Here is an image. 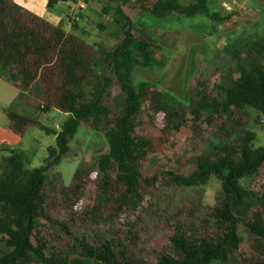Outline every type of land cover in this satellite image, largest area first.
<instances>
[{
  "label": "trees",
  "instance_id": "obj_1",
  "mask_svg": "<svg viewBox=\"0 0 264 264\" xmlns=\"http://www.w3.org/2000/svg\"><path fill=\"white\" fill-rule=\"evenodd\" d=\"M47 1L53 7L66 0ZM119 1L121 35L110 46L0 0V70L23 91L38 87L40 110L55 107L67 115L60 130L40 124L56 139L44 164L29 169L15 152L2 159L0 264H71L73 257L96 264H264V146L255 147L256 132L247 127V108L264 116V36L224 46L200 66L180 99L146 80L134 82L137 66L163 67L166 59L158 57L162 47L151 35L134 32L122 7L129 0ZM134 1L160 19L205 16L211 32L226 19L211 11L209 0ZM5 111L21 132L35 123ZM160 113L165 125L154 143L145 126ZM189 122L181 148L169 146ZM83 123L109 144L96 160L103 198L85 209L79 203L86 168L69 186L58 177L47 180ZM214 178L221 192L213 203L173 218L152 201L137 212L139 190L153 195L162 186H203ZM160 226L168 232L156 248ZM242 226L250 236L244 252Z\"/></svg>",
  "mask_w": 264,
  "mask_h": 264
},
{
  "label": "rangeland",
  "instance_id": "obj_2",
  "mask_svg": "<svg viewBox=\"0 0 264 264\" xmlns=\"http://www.w3.org/2000/svg\"><path fill=\"white\" fill-rule=\"evenodd\" d=\"M90 1L91 0H89V2ZM188 1L189 0H181L182 3H189ZM105 5H107L105 1H93V7L100 9L101 6L103 7ZM126 8L128 12H131L129 6ZM150 16L155 21L163 20L153 17L152 15ZM81 18L82 19L78 22L81 23L84 21L83 19H85V31L79 32L78 35L89 43L97 41L98 43H104L111 46L120 40L121 34L120 32H117L116 29H110L107 31L105 29L97 28L93 24V20H99L98 17L93 16L92 20L86 19V15L83 12L81 13ZM182 20L189 22L191 21V18L182 17ZM71 30H74L73 25L71 26ZM161 47L162 53L158 54V57L163 56L166 59L165 66L161 67L155 65L154 67H137L134 72V82L137 83L138 81L146 80L149 83L156 85L162 91L169 92L176 95L178 98L183 99L185 97V85L192 83L200 66L202 64H205V66L208 65L206 62L213 58L224 46H219V50L213 51L210 57L197 60V67L195 69L194 61L197 59L196 56H193L191 60L184 59L183 65L179 68L177 66V61L172 60L171 46ZM217 64H221L220 60L217 61ZM210 68L212 67H207L209 71H211ZM174 78L177 80L176 88L173 87ZM30 95L33 98V109L30 107L22 108L19 105L20 102L15 104L19 112L21 111V113L35 118V123L30 126L29 133L31 148L24 152L23 155L25 166L29 169L44 164L48 156L47 147L56 144L55 135L53 133H47L45 130L41 129L40 124L60 130L63 121L67 117L66 113L55 107L49 112H43L39 109V104L44 102L41 99V93L38 87H34L30 92ZM117 107L118 109H121L122 97L117 99ZM247 110L249 111L247 127L256 132L254 145L255 147L264 146V116L259 114L254 108H247ZM145 118L149 120L148 114H145ZM192 124V122H189L180 132H176L175 135L170 136L171 142H169V146L180 149L189 132V127L192 126ZM164 125L165 118L164 115L160 113L156 116L154 123H148L145 126L148 136L153 139L154 143L158 142V136L161 135V128ZM108 148V139L103 132L95 131L84 123L81 124L73 139L70 141V152L64 155L60 163L48 173L47 180L52 182L58 177L65 185L69 186L72 184L77 171L86 168L88 172L83 180V192L81 194L82 199L79 203V208H89L96 200H101L103 198V195L96 189V160L101 153L108 151ZM153 163H157L155 157L153 158ZM220 192V181L215 178L212 179L209 184L203 186H162L153 195L139 190L138 197L141 203L140 206H137V212H140L142 206H148L149 202L152 201L159 206L160 209L165 210L168 216L173 218L187 209H198L206 203L215 202L216 197ZM132 219L134 220L135 216H133ZM159 231L160 233L154 243L156 248H159L165 241L168 232L162 226L159 227ZM240 232L243 238L240 251L244 252L249 250L250 236L243 226L240 227Z\"/></svg>",
  "mask_w": 264,
  "mask_h": 264
},
{
  "label": "crops",
  "instance_id": "obj_3",
  "mask_svg": "<svg viewBox=\"0 0 264 264\" xmlns=\"http://www.w3.org/2000/svg\"><path fill=\"white\" fill-rule=\"evenodd\" d=\"M14 1L52 23L62 22L67 31H72L76 34L85 31V19L81 23L78 22L82 19L81 13L83 12L86 15V19L92 20L93 16L99 18L97 21L93 20V24L97 28L107 31L116 29L121 34V25L118 21L121 16L117 14V8L120 4L119 0H101L105 1L107 5L101 6L100 9L93 7V1L97 2L100 0H91L90 2L86 0V7L84 8L79 7L80 0L60 1L53 7L48 5L47 0ZM191 1L189 0L188 2ZM208 5L211 11L218 12L221 17H226V19L227 17H232V22L227 24L224 23L225 20L220 21L216 24V29L211 32L213 23L205 16L192 17L189 22L183 21L182 17L176 16L155 21L149 13L139 9L134 0H129L127 5L122 7L130 15L135 33L151 35L160 46H171L172 60L177 61L179 68L183 65L184 59L191 60L193 56H196L197 59L195 58L196 60L194 61L195 69L197 60L210 57L213 51L219 50V46H227L240 37L264 36V0H209ZM128 6L131 8V12L127 11L126 7ZM227 6H231L233 11L227 10ZM74 24H77L76 29ZM72 25L74 30H71ZM176 83L177 80L174 78V88H176ZM188 84L185 85L184 94ZM30 92L21 90L16 82L11 81L0 70V166L5 156L13 152L20 153L23 156L24 152L31 148V143L29 142L31 125L22 132L19 131L5 111V108L18 111L15 105L17 102H20L19 105L22 108L30 107L33 109V98ZM71 264L96 263L86 258L73 257Z\"/></svg>",
  "mask_w": 264,
  "mask_h": 264
},
{
  "label": "built area",
  "instance_id": "obj_4",
  "mask_svg": "<svg viewBox=\"0 0 264 264\" xmlns=\"http://www.w3.org/2000/svg\"><path fill=\"white\" fill-rule=\"evenodd\" d=\"M79 7L80 8H84V7H86V0H80L79 1ZM227 10H229L230 12H232L233 11V8L231 7V6H227ZM224 21V20H223ZM232 22V17L231 18H227V19H225V21H224V23H227V24H229V23H231Z\"/></svg>",
  "mask_w": 264,
  "mask_h": 264
}]
</instances>
